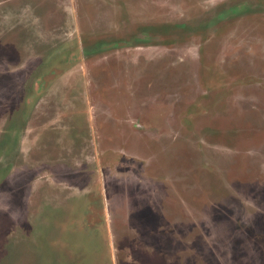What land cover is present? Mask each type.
<instances>
[{
	"label": "rangeland",
	"instance_id": "rangeland-1",
	"mask_svg": "<svg viewBox=\"0 0 264 264\" xmlns=\"http://www.w3.org/2000/svg\"><path fill=\"white\" fill-rule=\"evenodd\" d=\"M0 264H264V0H0Z\"/></svg>",
	"mask_w": 264,
	"mask_h": 264
}]
</instances>
